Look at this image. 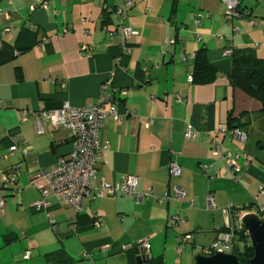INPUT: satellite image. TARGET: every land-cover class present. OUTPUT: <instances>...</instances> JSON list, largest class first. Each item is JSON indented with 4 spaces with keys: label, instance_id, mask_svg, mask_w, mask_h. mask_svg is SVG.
<instances>
[{
    "label": "crops",
    "instance_id": "crops-1",
    "mask_svg": "<svg viewBox=\"0 0 264 264\" xmlns=\"http://www.w3.org/2000/svg\"><path fill=\"white\" fill-rule=\"evenodd\" d=\"M45 1L42 7L39 0H0V29L10 28L0 41L17 51L0 63V149L20 140L27 146L26 154L16 151L0 163L1 169L18 164L20 170L18 190L0 192L6 200L0 212V264H55L58 258L57 264H163L177 254L181 234L189 235L185 248L209 245L226 226L223 209L229 203L236 215L264 206L259 193L264 115L258 100L230 84L231 55L223 53L229 46L258 44L255 53L264 58V0H242L238 16L229 22L221 0H130L125 23L136 33L126 40L128 52L118 34H108L118 23L114 9L122 0ZM201 47L217 70L205 84L188 81L194 68V57L188 55ZM111 71L107 93L121 118L104 119L101 138L109 144L97 154L94 184L118 183L132 174L138 177L136 192L151 188L152 195L95 197L80 212L49 195L47 207L35 209L32 204L41 194L30 181L51 169L57 156L67 155L71 142L64 129L48 123L45 133L37 134L32 115L23 110L53 109L65 101L71 107L93 103ZM229 114L246 133L245 141L219 130L229 129ZM148 118L153 120L145 127ZM188 124L200 131L197 139L184 137ZM212 138L240 154L239 172L232 175L212 154ZM171 162L179 165V175L169 173ZM210 164L213 168L201 169ZM174 186L184 190L179 200L173 199ZM209 193L214 208L207 205ZM175 213L185 220L169 226L168 217ZM94 214L101 217L99 228L92 224ZM143 237L150 240L149 258H137L135 248L116 247ZM105 243L113 247L101 249ZM26 249L31 250L27 259ZM55 251L64 255L52 260Z\"/></svg>",
    "mask_w": 264,
    "mask_h": 264
},
{
    "label": "built area",
    "instance_id": "built-area-1",
    "mask_svg": "<svg viewBox=\"0 0 264 264\" xmlns=\"http://www.w3.org/2000/svg\"><path fill=\"white\" fill-rule=\"evenodd\" d=\"M224 4L223 17L226 21H232L238 16L239 6L242 0H221ZM42 7L46 6L45 0H39ZM11 3V0H8ZM130 0H122V3L115 7L114 12L118 17V23L115 29L108 32L112 38L116 34L121 38V46L123 52H128L129 48L126 46V40L133 36L136 32L130 25L125 23L126 12L125 7L130 5ZM36 5H31L33 10ZM105 10H111L104 5ZM200 19L196 17L195 24H199ZM237 26H233V32H237ZM9 27L0 29V40L9 31ZM68 30L65 29V32ZM1 42V41H0ZM173 42L167 40L166 43ZM258 44H255L254 48ZM234 47H226L223 51L224 55H231ZM17 51H13L15 55ZM194 57V53L188 55ZM187 56V57H188ZM119 58H116L118 60ZM182 59H186V55L182 54ZM112 71L109 77L100 85V89L95 102L87 104L82 107H71L65 101L60 107L53 109H25L23 114H31L33 117L34 129L37 134H44L46 131L45 124L48 123L54 129H64L71 142V150L67 155H59L56 158L55 165L51 169L39 171L35 177L30 181L29 185L36 188L40 194L41 199L32 204L35 209H42L47 207V197L49 195L55 196L58 200L70 205L76 212L83 211L89 199L95 197H102L104 195L123 194L129 197L136 195L138 198L143 196H151L152 189L149 188L144 193H137L136 186L138 177L136 175H126L118 183H109L104 180L94 184L96 179V162L97 154L100 151L108 149V140L101 138V132L104 125V119L114 117L116 120L121 118L118 113L113 99L107 93V88L110 86L112 79ZM188 81L192 82V73L188 74ZM121 94H126V89H122ZM177 100H184L180 94H176ZM152 118H148L144 122V126L148 127L152 122ZM220 131L230 130L229 132L235 134L241 141L246 140V133L239 128L232 129H219ZM183 135L186 139L195 140L199 137L200 131L194 129L192 125L188 124L184 128ZM16 151H21L24 155L27 153L26 142L23 140L14 141L5 151L0 149V163L4 161L10 154ZM211 152L215 156H219L222 161V166L229 170L232 175L240 171L238 159L240 154L233 153L230 150L224 149L222 143L216 138L211 139ZM169 173L171 175H179L180 167L176 162L169 164ZM213 168V165H201V169L206 171ZM20 170L18 164H12L4 169L0 168V192L11 189L16 192L18 189L15 184L19 178ZM214 176H218L215 170ZM173 199L179 200L184 196V190L178 186L171 189ZM259 193L264 194V186L259 187ZM166 193V197H167ZM158 202H162V197L157 198ZM208 207L214 208L215 203L212 193L206 196ZM5 196L0 194V212L5 207ZM258 211H264V206H257ZM226 213L228 220L225 229L220 231L217 237L210 243V245L203 249L202 255H212L216 252L232 253L235 246V232L242 228L241 217L243 214H233L234 206L229 203L223 209ZM256 213V212H255ZM184 217L179 214H172L168 217L169 226H178L184 221ZM93 226L100 227L101 217L97 214L93 216ZM54 227V225H52ZM245 234L248 236L247 230ZM189 235L181 234L176 238L175 252L179 254L189 243ZM113 245L105 243L101 249L107 250L112 248ZM119 250L129 248L141 249L143 256L149 258L150 240L148 237H143L135 242L119 244L116 246ZM31 250L26 249L23 257L29 258Z\"/></svg>",
    "mask_w": 264,
    "mask_h": 264
},
{
    "label": "trees",
    "instance_id": "trees-1",
    "mask_svg": "<svg viewBox=\"0 0 264 264\" xmlns=\"http://www.w3.org/2000/svg\"><path fill=\"white\" fill-rule=\"evenodd\" d=\"M13 50L4 42H0V63L11 59L14 56ZM191 73L192 82L198 84L210 83L216 78L217 70L210 63L206 48L201 47L194 53V68ZM227 78L232 86L241 89L250 97L258 100L261 104L259 112L264 115V58L258 57L254 48L233 49L231 54V69L227 73ZM233 120L231 114H229L227 117V127L229 129L237 127L233 125ZM251 205H254V203L243 205L242 208H250ZM257 214L259 217H262L264 211H258ZM224 229L225 227L222 230ZM245 229L242 223V228L235 232L236 243L232 253L237 255L239 264H249V260L253 256V248L251 247L249 236L245 234ZM63 255L62 251H55L50 255V258L54 260L58 256ZM61 259L54 260L55 264H57V261H62Z\"/></svg>",
    "mask_w": 264,
    "mask_h": 264
},
{
    "label": "water",
    "instance_id": "water-1",
    "mask_svg": "<svg viewBox=\"0 0 264 264\" xmlns=\"http://www.w3.org/2000/svg\"><path fill=\"white\" fill-rule=\"evenodd\" d=\"M241 222L247 230L253 248V256L250 258L249 264H264V217H259L255 212H249L243 214ZM134 252L137 254V258L143 257L139 248H135ZM195 264H239V261L234 253L216 252L208 256L196 255Z\"/></svg>",
    "mask_w": 264,
    "mask_h": 264
},
{
    "label": "rangeland",
    "instance_id": "rangeland-1",
    "mask_svg": "<svg viewBox=\"0 0 264 264\" xmlns=\"http://www.w3.org/2000/svg\"><path fill=\"white\" fill-rule=\"evenodd\" d=\"M209 245L199 248H191L188 246L187 248H184L180 254H176L170 259L164 260L163 264H193L195 261V256L198 254H203V249L207 248Z\"/></svg>",
    "mask_w": 264,
    "mask_h": 264
}]
</instances>
